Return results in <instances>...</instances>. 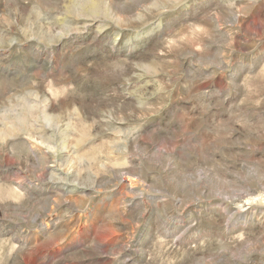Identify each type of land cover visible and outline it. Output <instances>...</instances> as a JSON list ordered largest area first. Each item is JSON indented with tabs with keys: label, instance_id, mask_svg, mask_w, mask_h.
Returning a JSON list of instances; mask_svg holds the SVG:
<instances>
[{
	"label": "rangeland",
	"instance_id": "obj_1",
	"mask_svg": "<svg viewBox=\"0 0 264 264\" xmlns=\"http://www.w3.org/2000/svg\"><path fill=\"white\" fill-rule=\"evenodd\" d=\"M0 264H264V0H0Z\"/></svg>",
	"mask_w": 264,
	"mask_h": 264
}]
</instances>
